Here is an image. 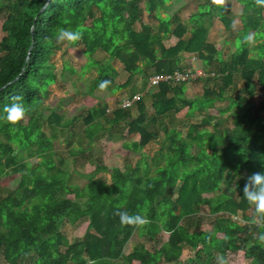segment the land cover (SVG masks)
Segmentation results:
<instances>
[{
  "label": "trees",
  "instance_id": "trees-1",
  "mask_svg": "<svg viewBox=\"0 0 264 264\" xmlns=\"http://www.w3.org/2000/svg\"><path fill=\"white\" fill-rule=\"evenodd\" d=\"M168 1L0 0V13L4 14L0 110L15 96L22 97L27 107L23 120L15 125L0 118V182L19 176L16 188L0 196V259L5 264H214L216 257L225 261L227 254L236 257L232 264L247 260L264 264V241L259 240L264 226L253 222L254 207L242 196L247 177L264 171V5L257 0H228L220 6L214 0H195L196 9L182 24L176 15L162 17ZM234 2L241 8V28L234 36V51L224 60L206 35L213 19L230 31ZM142 11L157 21L155 28L141 22ZM135 24H139L137 31ZM61 28L80 31L81 40L71 46L83 47L88 68L99 52L107 60L103 71H110L108 61L118 60L131 78L182 72L178 68L181 54L195 56L198 68L206 70L197 77L205 88L192 99H184L185 82L156 86L149 94L152 114L148 120L140 97L134 103V117L117 108L102 123L99 118L93 121L88 111L83 133L89 143L99 131L124 124L122 145L139 152V159L123 171L96 165L85 176L88 182L83 188L69 184L67 172L53 162L56 135L47 136L43 131L46 122L54 130L52 116L59 118L54 113L43 115V100L48 87L57 84L51 58L58 50L55 35ZM249 33L261 40L255 47H248ZM169 36L176 41L165 48L162 42ZM253 51L256 54H250ZM150 68L153 72L148 73ZM64 70L74 72L66 66ZM103 77L101 80L111 82L107 87L111 94L131 85L114 84L112 78ZM236 77L241 86L225 97L228 89L236 90ZM260 93L261 98L254 102ZM224 100L227 103L218 113L228 112L229 129L218 132L215 127L210 131L190 125L183 138L166 125V120L175 121L177 101L187 105L186 115L191 116L212 110L216 102ZM203 123L207 122L199 124ZM158 129L164 131L159 149L150 156L141 152L149 137L159 136ZM192 146L197 148L195 154L190 152ZM23 154L37 158L38 168L17 166ZM240 172L245 179L236 182L233 192H223L225 176ZM98 173H109L110 183L95 178ZM201 207L206 208L205 215ZM117 211L139 213L147 222L140 227L121 225ZM63 220L71 225L87 221L82 250L60 233ZM204 221L212 227L211 233L201 230ZM161 232L168 233V238L158 244ZM133 233L151 242L150 248L139 242L124 254L123 247ZM184 249L193 255L180 260Z\"/></svg>",
  "mask_w": 264,
  "mask_h": 264
},
{
  "label": "rangeland",
  "instance_id": "rangeland-1",
  "mask_svg": "<svg viewBox=\"0 0 264 264\" xmlns=\"http://www.w3.org/2000/svg\"><path fill=\"white\" fill-rule=\"evenodd\" d=\"M227 2L228 0H223L222 5H225ZM195 9V0H170L166 3L161 12L162 17L165 15H176L181 22H183L182 24H184ZM240 10V6L234 2L230 9V13L233 14L234 20L229 32L224 30L222 24L217 19H213L212 26L206 35L208 42L213 44L214 48L220 51L224 60H227L235 49L234 36L241 28L238 17ZM3 16L4 14L0 13V38L2 37L1 24ZM262 16L264 19V12ZM141 22L153 28L157 25V21L148 16L144 11L141 13ZM133 29L137 31L139 29V24H135ZM186 35L187 34H185V36ZM247 40L248 47H255L261 42V40H254L251 33H249ZM175 41L176 39L173 36H169L168 39H165L162 43L163 46L167 48L172 46ZM57 44L58 50L52 55L51 63L54 65V69L58 74V79L57 84L48 87L49 94L47 98L43 100V115L46 116L50 113H54L59 116V118L52 116V119L56 120L54 130H52L46 122L43 126V131L47 136H50L53 132L56 135L52 140V149L55 153L53 155V162L56 166L67 172L69 184L83 188L88 182V178L85 176L93 172L96 165L103 164L108 169L118 168L123 171L127 169V166L133 167L134 163L139 159V152H131L122 145V142L125 141L124 138H126V126L124 124H118L120 127L114 126L107 131H99L93 138V141L89 143L84 138L83 133L84 126L88 125L84 123L85 118L88 116V111L91 110L93 121L99 118L102 123H105L108 118L112 117L113 111L119 108L118 105L122 100L130 98V96L134 94H140V98H142L145 103V116H147L146 120H148L150 114H152L149 105V94L155 90V87H150L148 89V79L143 78L144 76L131 78L125 70L124 65L118 60L108 61V66H111V69L110 71H103V68L107 65V60L103 53L96 52L92 57L95 64L88 68L86 64L89 60L83 53V47L81 45L71 46L63 42H57ZM252 53L256 54V51L250 54ZM181 55L183 56L178 65L179 70L186 73L189 71L194 75L192 80L185 82L186 88L184 91V99H192L200 96L205 88L203 80H197V77L203 76V72L205 73L206 70L198 68L199 66H197V64H199V61L195 59V56L189 54ZM262 60L264 61V54ZM137 64L141 66V62ZM65 66L73 69V74L68 70L65 71ZM152 70L153 69L150 68L148 73L153 72ZM62 72H64V76H61ZM106 72L108 73L106 74ZM103 76L112 78L114 84H131V88L129 90L125 88V90L121 89V92L113 95L116 91L111 94L108 88L100 90L97 86L93 87L94 84L98 85ZM234 82H236V90L231 91V89H228L225 92V97L231 96L234 92H237L238 88L241 86L242 81L237 77ZM91 87H93V89L89 91ZM261 96V93L258 95L256 94L253 99L254 102H257ZM226 103V100L216 102L214 109L202 112L196 111L191 116H188L186 115L188 110L187 105L184 106L181 101H177L175 103L177 106V110L174 114L175 121L171 123L166 120L168 123L166 125L169 128L178 130L180 136L183 138L186 136L187 129L190 125H197L199 130L207 129L210 131L215 127L218 132L229 129L232 126V120L228 112L221 115L218 113V109L225 107ZM134 105L122 110L127 111L128 116L131 115L134 117L137 114L136 108H133L135 107ZM201 121H206L207 123L199 124ZM104 125L108 127L107 124ZM158 131L159 136L155 139L149 137L148 142L141 148V152L150 156V154H153L159 149L164 131L161 129H158ZM190 152L195 154L197 148L192 146ZM1 162L3 168L6 169L5 159L3 158ZM17 162V166L20 167L33 165L35 166L33 169H36L39 166L37 158H28L25 154H23V159ZM8 167L13 168L12 164ZM95 178L102 179L106 183H110L111 181L109 173H98ZM244 179L245 173L242 172L233 177L226 175L221 182V190L226 193L233 192L236 182L243 181ZM18 180L19 176L17 175L15 178L9 179L6 183L0 182V196H4L7 191L15 189ZM245 182L246 181H244V183ZM204 196L208 197L210 195ZM67 197L73 199L72 195H67ZM201 213L203 215L207 213L205 207H201ZM86 227V220H81L72 225L66 220H63L60 226V233L69 240L71 245H75L77 250H82V241L85 237ZM201 230L206 233H211L212 227L207 221H204ZM217 236L220 237V235ZM167 238L168 233L161 232L158 236V244L165 242ZM139 242L143 243L146 248H150L151 242L144 237H137L136 234L133 233L128 242L124 245L123 253H129L134 244ZM192 255L193 252L184 249L180 256V260H184ZM234 262H236V257L233 254H227L224 264H232ZM0 264L5 263L0 259ZM214 264H220L218 257L215 258ZM243 264H249V261L247 260Z\"/></svg>",
  "mask_w": 264,
  "mask_h": 264
},
{
  "label": "clouds",
  "instance_id": "clouds-1",
  "mask_svg": "<svg viewBox=\"0 0 264 264\" xmlns=\"http://www.w3.org/2000/svg\"><path fill=\"white\" fill-rule=\"evenodd\" d=\"M214 3L217 6H220L222 5L223 0H214ZM257 4L264 5V0H257ZM55 40L58 43L63 42L69 45H74L76 42L81 40V33L76 29L61 28L57 31ZM110 83L111 82L109 80H101L97 87L100 90H105ZM132 96H130V98ZM26 111L27 107L23 101V98L20 96H15L12 98L10 103L5 104L2 110H0V114H2L0 115V118H2L4 121H7L11 125H15L16 123L23 120ZM242 196L251 206L254 207L256 217L253 219V222L264 226V171L254 172L247 177L242 189ZM116 214L118 215L121 225L140 227L147 222L146 217L139 213L129 214L127 211H117ZM259 240L264 241V234L259 236ZM219 261L220 264H224L223 257H220Z\"/></svg>",
  "mask_w": 264,
  "mask_h": 264
},
{
  "label": "built area",
  "instance_id": "built-area-1",
  "mask_svg": "<svg viewBox=\"0 0 264 264\" xmlns=\"http://www.w3.org/2000/svg\"><path fill=\"white\" fill-rule=\"evenodd\" d=\"M193 78H194V75L191 74L189 71L187 73L174 71L172 73L154 74L150 76V78L148 79L147 88L156 87L161 83H168L171 81L186 82L188 80H192ZM139 96L140 94H135L131 98L123 100L121 104L119 105V107L122 109L131 107L139 99Z\"/></svg>",
  "mask_w": 264,
  "mask_h": 264
},
{
  "label": "water",
  "instance_id": "water-1",
  "mask_svg": "<svg viewBox=\"0 0 264 264\" xmlns=\"http://www.w3.org/2000/svg\"><path fill=\"white\" fill-rule=\"evenodd\" d=\"M6 85H8V84H6ZM119 92H121V89L120 90H117L114 94H118ZM33 168H35V166H32L31 167V170H33Z\"/></svg>",
  "mask_w": 264,
  "mask_h": 264
},
{
  "label": "crops",
  "instance_id": "crops-1",
  "mask_svg": "<svg viewBox=\"0 0 264 264\" xmlns=\"http://www.w3.org/2000/svg\"><path fill=\"white\" fill-rule=\"evenodd\" d=\"M130 88H131V86H128V87H127V88H125V89H126V90H127V89L129 90ZM125 89H124V90H125ZM113 95H115V94H113Z\"/></svg>",
  "mask_w": 264,
  "mask_h": 264
}]
</instances>
